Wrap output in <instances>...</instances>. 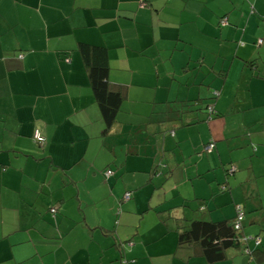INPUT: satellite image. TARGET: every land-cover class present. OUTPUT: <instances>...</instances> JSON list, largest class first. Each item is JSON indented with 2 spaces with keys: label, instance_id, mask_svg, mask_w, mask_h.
Here are the masks:
<instances>
[{
  "label": "crops",
  "instance_id": "crops-1",
  "mask_svg": "<svg viewBox=\"0 0 264 264\" xmlns=\"http://www.w3.org/2000/svg\"><path fill=\"white\" fill-rule=\"evenodd\" d=\"M79 42L125 89L108 131ZM209 88L222 117L180 129ZM202 200L264 209V0H0V264H208L177 253Z\"/></svg>",
  "mask_w": 264,
  "mask_h": 264
},
{
  "label": "trees",
  "instance_id": "trees-1",
  "mask_svg": "<svg viewBox=\"0 0 264 264\" xmlns=\"http://www.w3.org/2000/svg\"><path fill=\"white\" fill-rule=\"evenodd\" d=\"M147 4L148 0H138L139 7H144ZM252 12L254 10H251ZM262 43L263 39H259L258 44ZM76 50L80 53L84 67H86L91 91L104 122V131H108L115 124L117 114L123 103L124 86L113 84L108 80L109 66L106 63L107 49L104 46L79 42ZM247 65L260 71V64L258 65L254 60L248 61ZM255 75L258 76V74ZM218 96L219 90L209 88L207 97L194 99L189 110L179 109L175 113L177 118L172 121H180V129L202 126L204 123L208 125L213 118H220L223 115L214 108ZM185 114L190 115L185 120L186 122L182 118V115ZM32 138L39 144H43L45 141L39 129H34ZM215 149L216 140L209 138L197 148L195 155L197 157L209 155ZM223 169H225L226 180L219 183V190L220 192H227L230 190L228 177L235 174L236 165L228 163ZM108 170L111 171L109 175H107ZM113 174V170L108 168L103 173L104 178ZM126 194L128 198L124 197L123 199H130L131 192H125ZM206 209L205 200H202L196 210L200 215L179 228L177 253L180 254L183 251L185 254L183 260L202 257L208 264H217L229 259L230 252L247 257L249 260L247 264H252V262H254L253 264H264V209L249 213L245 209L244 203L237 204L234 216L224 219L211 218L206 214ZM55 212L56 209L54 208L52 213Z\"/></svg>",
  "mask_w": 264,
  "mask_h": 264
},
{
  "label": "built area",
  "instance_id": "built-area-1",
  "mask_svg": "<svg viewBox=\"0 0 264 264\" xmlns=\"http://www.w3.org/2000/svg\"><path fill=\"white\" fill-rule=\"evenodd\" d=\"M109 174H111V171L110 170L107 171V175H109ZM124 197L127 199L128 198V195L126 194ZM52 211H54V209H52Z\"/></svg>",
  "mask_w": 264,
  "mask_h": 264
},
{
  "label": "clouds",
  "instance_id": "clouds-1",
  "mask_svg": "<svg viewBox=\"0 0 264 264\" xmlns=\"http://www.w3.org/2000/svg\"><path fill=\"white\" fill-rule=\"evenodd\" d=\"M52 209H54V208H52Z\"/></svg>",
  "mask_w": 264,
  "mask_h": 264
}]
</instances>
